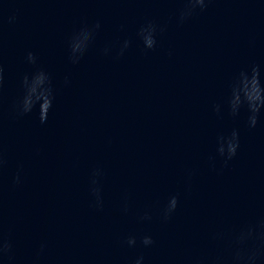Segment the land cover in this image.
<instances>
[{
  "label": "water",
  "instance_id": "1",
  "mask_svg": "<svg viewBox=\"0 0 264 264\" xmlns=\"http://www.w3.org/2000/svg\"><path fill=\"white\" fill-rule=\"evenodd\" d=\"M184 6L183 0H0V143L7 161L0 221L14 245L13 264H135L141 255L144 264L202 258L211 264L231 255L228 239L217 233L264 220V114L250 129L248 113L233 118L226 105L242 69H264V0H212L180 23ZM149 21L164 31L146 51L137 33ZM96 22L93 43L72 64L70 36ZM124 40L132 45L117 58ZM28 52L37 55L36 65L27 62ZM38 67L51 74L55 89L45 124L38 106L26 116L13 110L23 76ZM216 104L223 105L220 116ZM233 129L240 148L225 166L217 137ZM98 167L103 210L91 206L89 192ZM172 195L179 206L165 222L161 210ZM146 212L151 220L140 219ZM130 235L135 247L126 243ZM144 235L155 243L144 247Z\"/></svg>",
  "mask_w": 264,
  "mask_h": 264
},
{
  "label": "clouds",
  "instance_id": "2",
  "mask_svg": "<svg viewBox=\"0 0 264 264\" xmlns=\"http://www.w3.org/2000/svg\"><path fill=\"white\" fill-rule=\"evenodd\" d=\"M184 7L179 13V22L183 23L197 14L198 11H206L212 0H183ZM15 15L9 17V23L14 22ZM101 28V24L85 23L80 29L73 32L68 41L69 60L72 64H78L87 53L89 47L94 41L97 31ZM164 28L157 25L153 21H149L142 25L137 33L143 43L144 49L153 50L157 46V35L163 32ZM132 45L131 40H124L117 52V58L122 57L125 51ZM112 49L106 47L103 50L104 55H109ZM26 60L29 64L36 65L38 57L33 52H28ZM65 85L70 81L65 78ZM4 86V70L0 65V104H2V94ZM22 95L14 102L13 110L17 116H26L39 109V120L41 124L48 121L49 113L53 108L55 100V89L53 86L52 76L44 68L38 67L31 74H25L21 81ZM227 110L229 114L235 118L238 117L242 110L248 113L247 125L250 129L256 128L260 122L261 115L264 114V69L259 64H252L248 68L242 69L232 80L230 84V94L226 100ZM223 105H214L215 113L222 115ZM240 148V133L238 129H233L229 134H221L217 137L216 154L223 160L224 165L233 160ZM215 156L209 159L214 161ZM7 161L4 155L2 143H0V177H2L3 169ZM21 169L17 171L14 177V184L22 183ZM193 173L189 172V177ZM103 170L96 168L92 171L89 192L93 197L91 206L97 210H103L104 198L101 185ZM179 206V196L172 195L169 197L167 204L161 210V219L165 222L169 221ZM125 211L128 210L125 204ZM151 214L146 212L140 217L141 220H151ZM214 238L225 239L229 241L231 248L230 257L225 260L222 256H217L211 264H260L264 260V220L256 224H248L229 234L217 233ZM144 247L152 246L155 241L151 235H144L139 240ZM127 245L135 247L137 245V237L130 235L126 240ZM47 245L42 243L37 253L36 259L44 253ZM15 260L14 245L9 237L3 234V225L0 221V262L3 264H13ZM35 264V262H34ZM135 264H144L143 255L139 256ZM197 264H208L205 259H200Z\"/></svg>",
  "mask_w": 264,
  "mask_h": 264
}]
</instances>
